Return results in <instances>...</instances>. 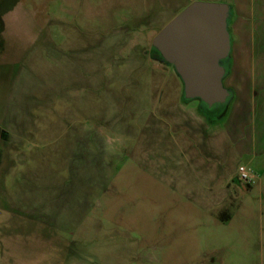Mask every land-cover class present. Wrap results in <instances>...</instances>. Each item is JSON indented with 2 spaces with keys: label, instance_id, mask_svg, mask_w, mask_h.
<instances>
[{
  "label": "rangeland",
  "instance_id": "obj_1",
  "mask_svg": "<svg viewBox=\"0 0 264 264\" xmlns=\"http://www.w3.org/2000/svg\"><path fill=\"white\" fill-rule=\"evenodd\" d=\"M193 1L0 0V264H264V70L152 56Z\"/></svg>",
  "mask_w": 264,
  "mask_h": 264
},
{
  "label": "water",
  "instance_id": "obj_2",
  "mask_svg": "<svg viewBox=\"0 0 264 264\" xmlns=\"http://www.w3.org/2000/svg\"><path fill=\"white\" fill-rule=\"evenodd\" d=\"M227 3L193 1L152 39L161 59L172 65L186 99L198 98L208 108L230 96L223 84L222 60L230 53Z\"/></svg>",
  "mask_w": 264,
  "mask_h": 264
},
{
  "label": "crops",
  "instance_id": "obj_3",
  "mask_svg": "<svg viewBox=\"0 0 264 264\" xmlns=\"http://www.w3.org/2000/svg\"><path fill=\"white\" fill-rule=\"evenodd\" d=\"M228 30L230 44L234 48L235 62L236 64L237 61L239 62L235 70L243 74L249 67V71L252 74L258 75L259 72H263L264 0H235L234 11L231 12L230 9ZM260 80H264V78ZM260 80L258 79L259 82ZM57 217L52 218L51 221L56 229L63 230L68 228ZM40 220L42 221V218Z\"/></svg>",
  "mask_w": 264,
  "mask_h": 264
},
{
  "label": "trees",
  "instance_id": "obj_4",
  "mask_svg": "<svg viewBox=\"0 0 264 264\" xmlns=\"http://www.w3.org/2000/svg\"><path fill=\"white\" fill-rule=\"evenodd\" d=\"M152 56L153 57H155V58H160L161 59V55H160V53L158 52V50L156 49V48H154L153 46H152ZM225 66V65H224ZM225 69H226V74H227V72H228V67H227V65L225 66ZM229 92H230V96H229V98L227 99V101H226V103L229 101V99L232 97V92L229 90ZM201 103L203 104V105H205L206 106V104H204L202 101H201ZM226 103H224L223 105H225ZM0 163H1V149H0Z\"/></svg>",
  "mask_w": 264,
  "mask_h": 264
},
{
  "label": "built area",
  "instance_id": "obj_5",
  "mask_svg": "<svg viewBox=\"0 0 264 264\" xmlns=\"http://www.w3.org/2000/svg\"><path fill=\"white\" fill-rule=\"evenodd\" d=\"M239 171H240L241 177L247 181H250L255 178V175L246 171L244 167H240Z\"/></svg>",
  "mask_w": 264,
  "mask_h": 264
}]
</instances>
